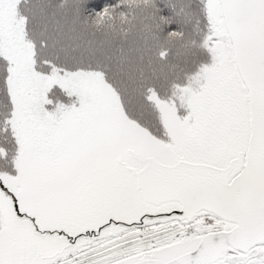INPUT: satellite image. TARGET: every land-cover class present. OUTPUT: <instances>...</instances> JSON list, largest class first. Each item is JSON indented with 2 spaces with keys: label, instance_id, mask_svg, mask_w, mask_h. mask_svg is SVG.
Masks as SVG:
<instances>
[{
  "label": "snow or ice",
  "instance_id": "snow-or-ice-1",
  "mask_svg": "<svg viewBox=\"0 0 264 264\" xmlns=\"http://www.w3.org/2000/svg\"><path fill=\"white\" fill-rule=\"evenodd\" d=\"M0 264H264V0H0Z\"/></svg>",
  "mask_w": 264,
  "mask_h": 264
}]
</instances>
